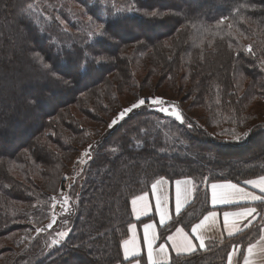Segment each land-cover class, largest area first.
<instances>
[{"label":"trees","instance_id":"obj_1","mask_svg":"<svg viewBox=\"0 0 264 264\" xmlns=\"http://www.w3.org/2000/svg\"><path fill=\"white\" fill-rule=\"evenodd\" d=\"M73 2L91 8L88 14L97 17L105 9L115 11L113 0L107 4L104 0ZM128 4H136L141 13L169 14L162 19L129 14L127 25H113V32L119 33L118 45L95 37L88 41L99 40L105 48L111 47L104 54L115 57L114 62L73 91L52 87L42 109L27 111L11 99L17 77L35 75L18 46L25 39L34 41L32 55L38 53L46 62L52 60L58 70L68 71L71 58L58 59L53 52L70 45L78 49L87 41V17L70 0H0V240L11 237L19 249L20 240L29 238L20 251L14 247L7 254L8 249L0 248L6 264H115L110 258L133 221L130 200L148 191L156 179H193L195 208L188 216L187 208L182 216L193 223L209 209L205 187L209 182H241L264 174V156L247 148L248 141H263L264 131L231 142L232 130L241 133L258 125L254 123L258 115L248 111L250 104L264 103V0H140L138 4L115 0L117 7ZM22 12L32 21L26 37ZM222 16L229 19L217 28ZM249 45L256 56L247 51ZM138 69L145 75L137 86ZM146 76L168 84L186 81L184 96L191 97L202 114H191L180 103L186 118L182 124L145 107L123 126L106 130L91 144L92 159L86 157L70 187L69 210L52 229L46 228L47 221L44 232L31 236L33 222L51 221L54 194L69 157L89 132L81 121L69 118V104L93 120L99 119L98 113L109 117L117 113L116 101L126 88L152 86ZM43 87L30 84L25 91L36 93ZM65 93L69 96L61 99ZM130 124L138 125V131ZM129 136L132 151L138 154L134 167L122 163L123 157L115 160L109 151L127 144ZM260 149L264 150V142ZM61 227L68 229V235L60 244L51 245V235ZM19 236L23 238L16 240Z\"/></svg>","mask_w":264,"mask_h":264},{"label":"snow or ice","instance_id":"obj_2","mask_svg":"<svg viewBox=\"0 0 264 264\" xmlns=\"http://www.w3.org/2000/svg\"><path fill=\"white\" fill-rule=\"evenodd\" d=\"M98 2V0H97ZM104 3L107 4L108 0H104ZM136 3H140V0H136ZM112 9H105L103 14L99 17L93 14H88L91 11V8H81V13L87 17V41H84L82 46L78 49H73L70 45L67 49H63V53H67V56L62 55V52L54 51L53 55L59 58H71V69L64 71L62 69H57L54 67L52 60L46 62V58L38 53L32 55L34 52V41L29 42L25 39V42L18 46L17 50L21 54L25 55L29 62L35 69V75L28 77L26 79H21L17 77L16 82L12 88L13 95L11 96L12 100H18L21 107L27 111H33L37 108H43L45 105V98L49 96V93L52 92V87L59 89L61 91H73L77 89L81 83H85L90 79L98 76L107 66V63L114 62L115 57L106 56L105 52L112 51L111 47L105 48L104 45L100 44L99 40H96L94 43L89 44L88 41L93 40V38H99L105 41H108L111 45H118L119 41L116 39V36L119 33L113 32V25H127L129 20V14L131 15H141L145 19H155L163 18L169 13L158 12V11H145L141 13L140 9L136 4H128L124 7H117L115 5V0H113ZM255 7V6H253ZM20 19L24 21L25 28L22 30L25 37L27 36L28 28L32 26L31 19L24 14H20ZM58 19V18H57ZM101 22H97V20ZM229 18L228 16H222L217 22L216 27L225 24ZM229 28L232 27L231 24L228 25ZM205 31L208 29L205 28ZM138 44L143 46L142 41H138ZM52 47H55L54 45ZM229 48L232 47L231 43L228 45ZM90 50V51H89ZM247 51L252 55L256 56V53L253 51L251 45L247 47ZM97 53V55H92V53ZM39 61V63H35ZM261 63L264 64V60H261ZM264 70V69H262ZM40 85L43 84V88H39L36 93L26 92L25 89L28 85ZM152 108L160 113H165L173 117L176 121L180 123H185L186 118L183 116L180 111L179 105L175 101H169L161 96H137L133 101H130L128 106L122 107L117 111L116 115L111 117L110 122L107 123L108 129H114L118 126H123L129 120L132 119L133 114L142 108ZM3 127V125H0ZM188 127L191 128L192 125L189 123ZM130 128L138 131V125L130 124ZM257 129L264 131V123L256 125L254 127L248 128L246 131L241 133H236L235 130H232V140L233 143H239L246 140L251 134H253ZM133 149V139L131 136L128 137L127 144H121L117 148H111L109 151L115 154V160H121L123 157L124 160L122 163L126 164L128 167H134V159L138 155L132 151ZM94 150V145H89L81 155L92 159V152ZM127 154V155H126ZM85 161H78V163H84ZM164 178L161 177L157 179L155 183L151 185L152 192L155 193L158 185H163ZM246 185H252L255 188L260 190V195L255 194L254 192L248 191L244 187H240L236 183H232L230 180L225 183H211V203L212 205H220L231 203L233 199L243 200V201H260L264 202V175L259 176L257 179H247L244 181ZM192 181L190 179L175 180V206L174 212L172 215H169L168 211L163 208V203L160 197L156 199L155 210L159 213V220L157 222L158 226L162 229L159 236L155 232L157 224L153 223H144L143 229V243L146 245L147 249V259L146 264H180L179 257L183 256L186 259L183 264H193L191 258H195L198 253L202 250L207 251L212 244L216 243L214 233L216 229L213 227L216 223V218L218 213L216 211H208L207 215H204L198 223H192L190 225V231H186V228H189L188 224H184L183 227H178L177 224L183 223L182 212L186 206L190 203L188 199L191 189ZM229 190L227 192V197L225 194L218 192V190ZM147 195V194H146ZM145 196H136L131 200L132 211H137L136 205L137 201H145ZM183 196V199H182ZM147 208V204L144 205ZM55 208V205H53ZM143 215V212H141ZM224 224L227 226L229 224L230 218H233V223L239 222L243 225V229L237 228L236 233L228 232V236H234L241 232L242 230L249 229L254 225V222L259 218L260 221L264 222V208L258 207H240L238 211H225L223 212ZM211 219L212 225L208 226L209 236L207 240L202 234V230L205 228L206 223ZM67 223V221H65ZM56 223V218L53 216L52 222L48 223L46 228L52 229L53 225ZM131 229H135L136 225H129ZM260 230L264 232V223L258 225ZM174 228L172 234H168L171 229ZM152 230L149 233V230ZM46 229L44 227H36L35 232L40 234ZM57 237H65L68 235L67 232L60 231L56 233ZM170 241L171 244L167 245L165 243H160L158 251L155 248L156 242L158 240ZM264 240V236L261 237ZM61 240L59 238L52 240L53 245L60 244ZM83 244V242H82ZM171 247L174 249V255L169 256L168 248ZM254 245L249 243L247 246L248 255L244 256L243 264H252L249 256L253 255ZM122 250V255H121ZM236 251V248L232 252L227 254L228 264H233V253ZM261 253L264 254V248H261ZM111 261H114L115 264H141L143 257L140 255L136 243V235L133 234L128 239H123L122 242H118L115 256L110 258ZM260 264H264V256L260 260Z\"/></svg>","mask_w":264,"mask_h":264},{"label":"crops","instance_id":"obj_3","mask_svg":"<svg viewBox=\"0 0 264 264\" xmlns=\"http://www.w3.org/2000/svg\"><path fill=\"white\" fill-rule=\"evenodd\" d=\"M264 175V174H263ZM261 176V175H260ZM161 178V177H160ZM158 178V179H160ZM164 178L163 185H158L157 190L155 193L152 192L151 186L148 191L142 192L136 196H145L146 194V200L145 201H137L136 209L137 211H132V205L131 200L134 199L136 196L132 197L130 200V209L131 214L133 216V221L129 224H135L136 228L131 229L128 225V231L127 235L124 239L130 238L133 234L136 235V243L138 250L140 251V255L143 257L141 260V264H146L147 259V249L146 245L143 243V224L144 223H153L157 224L159 220V213L155 210L156 205V199L157 197H160L162 201H166V203H163V208L166 209L169 213V215H172L174 212V206H175V180L181 179V180H187L190 179L192 181L191 189L192 191L188 195V199L190 203L186 206L185 210L188 209L187 216L191 214L192 210L195 208V192H196V185L193 179L190 177H180L176 179H168ZM259 176L251 177L248 179H257ZM157 180V179H156ZM155 180V181H156ZM247 180V179H246ZM155 181L153 183H155ZM228 180H216L211 181L207 184L206 190L208 193V207L209 209L204 212L196 221L193 223H198L200 219L203 218L204 215H207L208 211H216L218 213V216L216 218V223L213 225V227L216 229L214 236L216 243L212 244L210 248L207 251H201L198 253V255L195 258H191L193 260V264H228L227 262V254L229 252H232L234 248H236V251L233 253V264H243V259L245 255H248L247 253V246L249 243L254 245L253 248V255L249 256L250 261H252V264H260V260L264 254L261 253V248H264V240L261 239L262 236H264V232L260 230L258 227L259 224L264 223L257 219L256 222H254V225L250 227L249 229L242 230L238 234L234 236H228V232L236 233L237 228L243 229V225L240 224L238 221L233 223V218H230L229 224L226 226L224 224V217L223 212L225 211H238L240 207H258V208H264V202L260 201H243V200H235L233 199L231 203L227 204H220V205H212L211 203V183H225ZM244 181L241 182H233L238 184L240 187L246 188L248 191L254 192L257 195H260V190L258 188H255L252 185H246L244 184ZM152 183V184H153ZM151 184V185H152ZM229 190H218V192H221L225 194V197H227V192ZM183 199V196H182ZM147 204V208L144 207V205ZM141 212H143V215H141ZM182 212V216H183ZM187 217L183 218V223L177 224L178 227H183L184 224H188L189 228H186V231H190V225L192 223L186 221ZM212 225L211 219L206 223L205 228L202 230V234L205 236V239L207 240L209 236L208 226ZM162 229L158 226L155 228L156 234L159 236ZM152 230H149V233H151ZM174 232V228L171 229V231L168 233L169 235ZM160 243H165L167 245H170L171 242L164 240H158L156 242L155 248L158 251V247ZM169 256L174 255V249L171 247L168 248ZM122 253V250H121ZM186 258L181 256L179 257L180 264H183L184 260ZM124 264H128V262H124ZM134 264V260H133Z\"/></svg>","mask_w":264,"mask_h":264},{"label":"rangeland","instance_id":"obj_4","mask_svg":"<svg viewBox=\"0 0 264 264\" xmlns=\"http://www.w3.org/2000/svg\"><path fill=\"white\" fill-rule=\"evenodd\" d=\"M70 4L72 6H75L78 8V10H81V8H83L80 4H78L77 2H73V0H70ZM86 18V16H85ZM87 21V18H86ZM62 23H64V21H62ZM137 74H136V78H137V86L140 82V80L144 77V71L142 72V69H138L136 70ZM151 78V79H149ZM145 79L150 80V85L152 86H148V87H143V89H140L138 87H134V88H126L125 91L122 93V95L120 96L119 100L116 101V110L119 111L122 107L128 106L130 101H133L137 96H161L169 101H175L178 105L181 103V105L191 114L195 113L196 115H200L202 114V109L199 106H193L192 104V99L187 98V96H184V90L186 89L185 83L186 81H178V82H174L173 84H168L167 81H163L164 79L160 78L158 80V77H154V76H146ZM179 80V79H178ZM174 86V87H171ZM153 93H155V95H153ZM68 93H65L62 95L61 99L68 97ZM70 105V116L69 118L75 119V120H79L81 121L84 126L88 127L89 132H88V136L84 135V137L82 138V140H80V142H82V144L79 146L78 150L75 151L74 153H72L69 157V160L67 162V166L65 168V171L63 173V180L60 183L59 189L58 191L54 194V198L57 200L59 198L62 197H66L67 198V204H68V208L67 210H69L70 208V196H69V192H70V187L71 185L75 182L76 178L79 175V172L83 166V163H78V161L82 160L85 161L86 157L82 156L81 154L88 149V146L91 145L95 140H97V138L101 137V135L108 130L107 128V123L110 122L111 117L115 116L116 113H114L113 115L105 116V114H101L98 113L96 116H99V119L97 120H93L91 119V117H84L83 115H81L76 106H73L74 104H69ZM180 106V105H179ZM68 108V109H69ZM250 112H253V114L258 115L256 116L254 123L262 124L264 123V113L263 109H264V103L261 101L260 102H253L250 104V106L248 107ZM67 109V110H68ZM97 112V110L95 111ZM165 114V113H163ZM167 115V114H165ZM87 129V130H88ZM259 129H257L255 132H258ZM49 131V130H48ZM261 131V130H260ZM263 135H260V137ZM256 136L253 135V138H255ZM256 139V140H255ZM254 140H252L251 142L248 141L249 145L247 148H249L248 152H252L254 155H258L259 157L264 156V150L259 149L260 144L262 142H264V138L262 137L263 141L258 140L259 138H255ZM258 141V142H257ZM251 153V154H252ZM249 154V153H246ZM77 172L76 177L72 178V175L74 174V172ZM72 178V180H71ZM81 178H80V182H81ZM69 184V185H68ZM68 185V188H66V186ZM55 200V201H56ZM66 210V211H67ZM65 211V212H66ZM64 212V213H65ZM63 213V214H64ZM62 214V215H63ZM61 215V216H62ZM59 216V217H61ZM58 217V218H59ZM52 218L53 215H51V221L49 220H40V223H34V228L31 232V236L35 235V228L36 227H42L43 225L46 224V222L48 221V223L52 222ZM56 218V220L58 219ZM64 226V225H63ZM68 229L61 227L60 229L56 230L50 238V242L52 245V240L59 238L61 241L65 238V237H57L56 233L60 232V231H64L67 232ZM23 238L22 236H19L16 238V240ZM29 242V238H25V239H21L20 240V245H19V249L16 247V245L13 244V241L11 239V237H6L5 239L0 240V248H6L8 249V251H6V253L8 254V252H10L12 250V248L15 247V249L17 248L19 251L21 249H23ZM0 264H6L5 260L3 258H0Z\"/></svg>","mask_w":264,"mask_h":264},{"label":"built area","instance_id":"obj_5","mask_svg":"<svg viewBox=\"0 0 264 264\" xmlns=\"http://www.w3.org/2000/svg\"><path fill=\"white\" fill-rule=\"evenodd\" d=\"M76 175H77V172L75 170L74 174L72 175V178L76 177ZM72 178H71V180H72ZM68 185L66 186V188H68ZM55 198L53 201V205H55V208L52 209V214H53V216H55V218H58L67 210L68 204H67V198L65 196L62 198H59L57 200Z\"/></svg>","mask_w":264,"mask_h":264}]
</instances>
